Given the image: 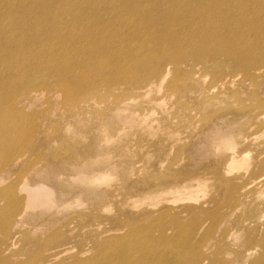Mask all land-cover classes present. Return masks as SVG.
Instances as JSON below:
<instances>
[{"label":"rangeland","instance_id":"rangeland-1","mask_svg":"<svg viewBox=\"0 0 264 264\" xmlns=\"http://www.w3.org/2000/svg\"><path fill=\"white\" fill-rule=\"evenodd\" d=\"M97 1L80 25L95 32L76 43L36 20L35 40L15 60L47 75L31 74L19 95L0 90V127L11 122L14 138L0 146V240L23 251L12 263L147 264L140 258L167 247L183 254L165 256L172 264H192L203 248V264H253L264 257V0H149L148 12L128 8L136 36L129 16L96 13L122 3ZM165 64L159 91L132 93V76ZM105 78L125 83L107 89ZM73 86H84L78 99L66 91ZM97 172L106 179L82 180ZM196 179L181 195L171 190ZM25 184L49 199L27 208ZM152 240H163L161 251Z\"/></svg>","mask_w":264,"mask_h":264},{"label":"bare ground","instance_id":"bare-ground-1","mask_svg":"<svg viewBox=\"0 0 264 264\" xmlns=\"http://www.w3.org/2000/svg\"><path fill=\"white\" fill-rule=\"evenodd\" d=\"M102 1L106 2V1H112V0H102ZM115 1H118L122 4L115 5V8H111L110 5H103L96 11V13L99 15H102L104 13H110V12H113L115 10L119 17H123L125 15L129 16L130 17L129 19H131V24H130L129 30L133 33V36H136V34H138V31L141 29V26H137V24L139 22V18L136 17L135 11H133L132 13H129L128 8L134 7L138 10L143 9L146 12H148V11H150L148 9V6L151 4V2H149V0H115ZM199 1H203L205 4H207V2H208V0H199ZM170 2L175 3V2H179V1L170 0ZM261 4H264V2H261ZM97 5H101V3H98L97 0H0V90H2V89L7 90L8 89L12 95L13 94L19 95L18 93L20 91H18L17 93L15 91V86L17 84H31L34 77H35V79L36 78H44L47 75L49 68H46V67L42 68V69L39 68L36 72H29V73L27 72V70H23L21 68L17 69V63L15 60V56L21 54L24 50L28 49L32 45L33 41L35 40V38H36V32L35 31L38 29V27H35L33 24L36 20L44 19V25H48L50 29H52L53 31H57L56 32L57 36L62 35V36H64L63 38L66 41L76 43V42L80 41L81 39H84L86 33H88V32L94 33L95 32L93 29L86 31V30L82 29V27L80 25L82 24V18L88 19V16H85V11L88 10L90 7L97 6ZM90 23H91V21H88V24H90ZM248 24L250 27L257 30L254 23L250 22ZM207 26H209V25H207ZM132 27H134V29ZM33 28H34V30H33ZM51 33H52V31L49 29H47L43 32V34L45 36H49ZM201 34H202V36L210 39L211 30L205 26L202 28ZM46 39H48V38L45 37L44 40H46ZM40 40H42V35L40 37ZM47 45H49V44H47ZM50 46H54V45L50 44ZM57 47L58 46H56L55 48H57ZM249 47L252 48L251 46H249ZM52 51H49L48 53H51ZM229 51H230V49L228 50V52ZM165 54H167V52H165L162 55V57ZM173 54H174L173 57L179 63H184V61L186 60L187 56H185V55L175 56L176 54L175 53H173ZM202 58L205 59L206 57L204 55H202ZM237 61H238V59H237ZM162 64H163V61L161 62L160 65H162ZM63 66H64V63L62 65H59L58 68H61ZM170 71H171L170 66L165 64L164 67L159 68L154 73H151V72H153L152 70H148L143 76H141L139 74H137L135 77L132 76L130 78V80H128V83L132 84V88L134 89V92H132V93L148 94V96L149 95L151 96L152 94L156 93L157 91H159L161 89V87L164 84L165 80L167 79V75L170 73ZM31 74H34V77ZM117 80L118 79L105 78L103 81L104 84H99V86H105V88H107V89H114V88H116V86L118 84H124L125 83L124 80H127V77H125L123 81L115 83L114 81H117ZM72 83L73 82L65 81V84L63 82L58 83V84H64L66 87V84H72ZM89 83L93 84V82H90V81H83L82 82V84H89ZM125 85H128V84H125ZM96 86H97V84H93L90 87L95 88ZM77 87L78 86H73V89H71V87H70V89L66 90V91L73 98H77V96H80L83 94L82 90H83L84 86L79 87V88H77ZM61 89L63 90L62 86H61ZM26 90L27 89L23 90V92L25 93ZM117 90L119 91V89H117ZM117 90H116V92L118 93ZM27 92H29V90ZM34 92L36 93V91H34ZM18 98H19V96H17L15 100L13 98L10 99V101H17ZM1 100L2 99H0V111H3L2 108L5 107V103H4V101H1ZM12 128L13 127H12L11 122H7L6 124L4 123V126L0 127V146L6 147L9 143L14 142V138L11 139V136H10V134H11L10 132H13ZM8 129H11V130H8ZM232 154L233 153L225 152L224 160L226 162H231ZM6 156L9 157V155H6ZM87 165H88V162H87ZM91 170L93 171V169H91ZM110 171H111V169H110ZM2 173H3V171H2ZM0 175H1V173H0ZM106 177H107V174L105 172H97V173H94L92 175H84L82 180L85 181L86 183L90 182L92 184L95 182L105 180ZM262 181H263L262 179H259L256 182L258 183V182H262ZM198 182H200L199 179H196L194 182H187V183L172 187L171 190L176 191L179 195H181L180 193L183 190L190 189L192 186H194L195 183H198ZM23 188L26 190L25 192H27V196H28L27 198H28L29 204L27 205V208H31V207L37 205L41 199H45V198L49 199V197H50L49 193L45 190L46 188H41L39 186L32 187L28 184H25ZM1 195H3V194L0 193V196ZM62 196H63V194H62ZM188 196H191V194H188ZM32 199H34V201H32ZM65 202H66V200H65ZM24 203H25V201H24ZM20 206H22L21 203H20ZM63 208H65V207H63ZM0 210H2V209H0ZM14 210H15V208H14ZM23 212L24 211H19L20 217H21V215L23 216ZM0 220H1V216H0ZM12 220H10V222ZM5 223H7V222H5ZM12 223H14V222L12 221ZM162 243H163V240H152L151 248L156 247L158 251H161L162 246L160 244H162ZM15 244H16V242L8 243L4 240H0V246L1 247L5 246V248H7V250L10 251V254L8 256L5 254L6 253L5 250H4L3 254L0 255V264H13L12 262L14 261V257H16V255H18L20 251L23 252L22 249L21 250L19 249L18 251L16 250V251L12 252L11 249H15V247H14ZM200 248H201V246H200ZM147 250L149 251V249H147ZM167 250H168V248L165 247L163 257L158 256L156 258L154 257V258L150 259V258H148L149 257V255H148V256L141 257L140 261L145 262L147 264H151L154 261L155 262H162V264H172L170 261H168L170 258L166 261L165 256L172 257V258L177 256L179 258L180 256L183 255L181 250L178 251L175 249H172V250L169 249L170 254L166 253ZM202 250L204 251V253L208 254V252H205L204 248ZM202 250L201 249L197 250L196 255L193 257L192 264H203L205 262V258H204V260L203 259L201 260V258H200L201 256L198 252V251L203 252ZM0 252H1V250H0ZM20 254L22 255V253H20ZM20 254H19V256H20ZM59 255H60V252L58 251V252L52 253L51 256H52V258H57V256H59ZM185 258H186V260H188L187 257H185ZM180 259L182 260L184 258L181 257ZM36 260H38V259H36ZM231 263L232 262L217 260L214 264H231ZM263 263H264V257H262V255H261L253 264H263ZM55 264H68V263H64L63 261L62 262L59 261L58 263L56 262Z\"/></svg>","mask_w":264,"mask_h":264}]
</instances>
